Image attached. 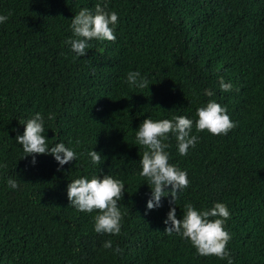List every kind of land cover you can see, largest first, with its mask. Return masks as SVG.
Masks as SVG:
<instances>
[{
  "label": "trees",
  "instance_id": "16d2710c",
  "mask_svg": "<svg viewBox=\"0 0 264 264\" xmlns=\"http://www.w3.org/2000/svg\"><path fill=\"white\" fill-rule=\"evenodd\" d=\"M97 3L118 14L117 39L88 41L79 57L66 43L71 21ZM0 15L8 17L0 23V264H227L164 231L171 207L182 219L187 203L208 210L218 202L230 212L233 264H264V0H0ZM133 71L149 88L127 83ZM221 77L231 91L220 90ZM213 99L236 125L227 135L196 131L197 109ZM37 113L49 149L64 143L76 161L25 157L15 137ZM175 116L192 119L198 137L184 156L174 135L165 141L190 185L175 203L162 197L148 210L136 130L146 118ZM104 175L125 184L119 236L96 233L98 213L67 198L71 181Z\"/></svg>",
  "mask_w": 264,
  "mask_h": 264
},
{
  "label": "clouds",
  "instance_id": "9594fccd",
  "mask_svg": "<svg viewBox=\"0 0 264 264\" xmlns=\"http://www.w3.org/2000/svg\"><path fill=\"white\" fill-rule=\"evenodd\" d=\"M7 16L0 15V23L6 22ZM118 23V14L115 11H107V4L97 3L93 13L87 8L81 9L71 21L74 39L66 41L71 45L72 51L77 56L84 57L90 47L88 41L93 39L115 42V28ZM127 83L137 88H149L147 78L141 77L139 71L127 74ZM233 89L231 83H226L220 78V90L228 92ZM204 95L212 97L211 90H205ZM198 119L195 121L197 132L207 131L211 135H227L236 125L227 114L226 107L221 106L214 99L209 100L206 106L199 107L196 111ZM52 117L49 116V119ZM193 120L186 116H175L172 119L153 120L146 118L136 130V141L146 150L143 152L140 163L142 171L140 175L148 181L151 189V197L147 201V209L153 210L161 206V198L171 196L170 203H175L178 193L189 187L190 181L185 170L169 163V153L165 150L169 147L165 143L169 134L175 136L178 152L184 156L189 148H194L198 143V137L191 135ZM44 118L37 113L29 119L22 135H17L15 140L22 145L27 156H32V164L36 163V155L51 154L60 167L76 161V152L65 146L64 143H56L49 149L44 135ZM93 165H99L102 156L99 152L91 150L87 153ZM59 170V168H58ZM9 187L16 189L19 185L14 179L7 181ZM170 187V191H165ZM125 184L123 181L110 175L82 177L71 181L67 186V198L70 205L77 210L86 213L97 212L94 216V231L98 234L119 236L121 233V221L123 213L118 202L123 198ZM185 213L182 219H177L176 207H171L164 220L167 234L176 233L190 241L191 245L201 256H214L220 260H227V264H233L227 245L232 239L225 230V222L230 219V212L226 204L215 203L211 209L197 210L191 203L185 204ZM214 218V219H213ZM105 249H111L113 242H104ZM119 253L122 250L114 249Z\"/></svg>",
  "mask_w": 264,
  "mask_h": 264
}]
</instances>
